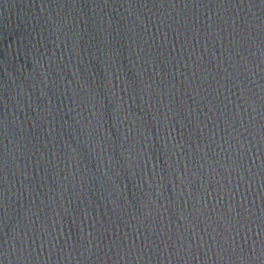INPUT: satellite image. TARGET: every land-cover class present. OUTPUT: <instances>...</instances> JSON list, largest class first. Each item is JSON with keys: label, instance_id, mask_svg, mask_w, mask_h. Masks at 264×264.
<instances>
[{"label": "water", "instance_id": "95a60500", "mask_svg": "<svg viewBox=\"0 0 264 264\" xmlns=\"http://www.w3.org/2000/svg\"><path fill=\"white\" fill-rule=\"evenodd\" d=\"M0 264H264V0H0Z\"/></svg>", "mask_w": 264, "mask_h": 264}]
</instances>
